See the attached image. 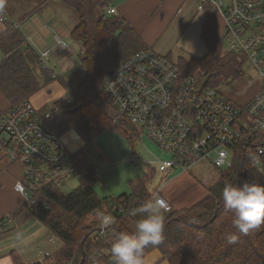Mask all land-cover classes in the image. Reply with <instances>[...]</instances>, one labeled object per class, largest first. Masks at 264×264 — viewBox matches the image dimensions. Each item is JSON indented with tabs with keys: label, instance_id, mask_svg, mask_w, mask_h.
<instances>
[{
	"label": "trees",
	"instance_id": "trees-1",
	"mask_svg": "<svg viewBox=\"0 0 264 264\" xmlns=\"http://www.w3.org/2000/svg\"><path fill=\"white\" fill-rule=\"evenodd\" d=\"M60 1L73 9L78 19L71 38L83 45L79 58L85 79L78 88H70L69 99L54 104L58 110L50 111L48 119L41 115L42 120L55 135L62 137L75 132L85 145L96 143L101 134L115 128L123 130L129 137H137L138 131L114 106L102 81L111 67L150 47L121 15H105L106 8L116 0ZM205 11L209 15L202 25L201 38L207 53L200 58L180 57L177 65L185 76H196L200 83L209 78L207 86L211 88L242 81L245 78L244 63L238 55L224 53L225 42L214 26L216 11L207 5ZM3 24L0 95L6 100L8 109H0V116L30 101L58 79L29 46L23 32L9 21ZM30 60L37 63L43 84ZM58 80L65 88L69 87L64 80ZM245 162L239 161L233 168L221 171L219 183L213 189L220 193L216 206L205 205L199 210L195 205L186 211L172 207L171 212L164 213L165 239L159 246L146 249L145 256L157 250L167 264H264V222L248 234H242L233 226V213L223 206L222 191L227 183L251 181L249 176L253 175L256 181L264 183L263 177H258ZM151 180L152 171L149 170L145 177L130 182L128 194L102 198L94 190L98 177L92 170L82 177L81 185L73 191L64 193L57 188H45L34 195L33 205L24 204L13 215L30 211L62 243L44 264H65L73 258L80 264H110L114 261L110 251L113 240L120 232L135 231L140 219L138 213L132 214L133 211L153 197L148 190ZM96 211L116 218L105 240L89 236L92 228L99 224L94 217ZM230 234L237 237L231 244L227 241ZM103 251H110V254L105 256ZM13 261L14 264H25L19 255H13Z\"/></svg>",
	"mask_w": 264,
	"mask_h": 264
},
{
	"label": "built area",
	"instance_id": "built-area-1",
	"mask_svg": "<svg viewBox=\"0 0 264 264\" xmlns=\"http://www.w3.org/2000/svg\"><path fill=\"white\" fill-rule=\"evenodd\" d=\"M195 1L197 12H205L209 3L223 16L222 38L228 47L224 53L238 55L256 76L251 81L248 76L242 80L247 87L239 94L260 82L257 95L238 103L225 91H231L234 82L215 88L206 84L200 90L202 83L196 76H185L177 63L153 48L111 67L102 81L104 90L117 110L163 151L166 157L157 165L164 176L173 171L188 173L205 162L226 171L246 161L264 180V0H231L226 10L222 0ZM105 15L118 13L109 6ZM8 21L0 8V22ZM59 44L66 46L62 40ZM48 57L49 52L40 54L42 63ZM96 147L93 143L71 151L62 137L47 128L30 101L0 116V152L23 165L24 177L16 190L29 206L35 203L34 195L45 188L63 191L70 179L82 178L92 170L97 173ZM249 178L256 181L254 175ZM155 195L161 196L159 191ZM167 205L165 213L172 210ZM109 231L101 230L98 224L89 236L105 240ZM102 254L108 256L110 251ZM65 264L80 263L73 258Z\"/></svg>",
	"mask_w": 264,
	"mask_h": 264
},
{
	"label": "crops",
	"instance_id": "crops-1",
	"mask_svg": "<svg viewBox=\"0 0 264 264\" xmlns=\"http://www.w3.org/2000/svg\"><path fill=\"white\" fill-rule=\"evenodd\" d=\"M20 1L11 0L10 4ZM58 1L60 0H47L41 3L39 0H33V3L26 6L18 15L13 13L9 3H6V7L1 6L2 0H0V8L8 15L9 23H12V26L16 25L23 32L29 46L37 55L40 56L44 52H49V57L44 64L53 72V77L62 79L71 86L69 82H74V73L79 67H82L79 57L83 45L71 38V33L78 24V19L65 8L67 6L62 1V4ZM195 3V0H116L113 7L116 8L118 15L126 19L138 32L145 45L152 48V44L161 34L169 33L170 37L175 36L194 11L197 15L203 16V23L201 21L200 26V39H202V25L209 14L206 11L197 12ZM207 6H211L216 11L211 4L208 3ZM181 14L184 15L180 19ZM215 16L216 18L220 17L224 29L223 16L218 11H216ZM4 30L5 24L0 22V33ZM59 40L65 42L66 46L60 45ZM192 56L195 57V55ZM1 59L2 56H0V61ZM35 68L39 70L36 62ZM58 79L55 81L59 82V86L54 82L52 88L62 94L59 87H65ZM260 87V82L251 86L247 90L251 92L248 93L246 99H242L238 103L249 101L257 95ZM40 93L31 99L39 113L42 112L46 104L53 102L52 98L49 97L43 99ZM54 103L51 104L54 105ZM0 109L3 111L8 109V104L1 95ZM65 135L62 136L63 141L71 151L78 150L85 145L77 134L79 139L77 142L70 137L66 138ZM95 154L97 156L96 152ZM100 156L98 154V157ZM23 177V165L12 162L4 153L0 152V220H3L0 221V264H14L13 255H19L25 264H44L46 258L62 247V243L30 211L26 210L13 215L25 204L24 195L16 190L17 183L22 181ZM162 197L168 203L173 204L166 197ZM146 257L153 264H167L162 260V255L157 250L152 251Z\"/></svg>",
	"mask_w": 264,
	"mask_h": 264
},
{
	"label": "rangeland",
	"instance_id": "rangeland-1",
	"mask_svg": "<svg viewBox=\"0 0 264 264\" xmlns=\"http://www.w3.org/2000/svg\"><path fill=\"white\" fill-rule=\"evenodd\" d=\"M10 1L2 0L1 6L6 7V3L10 4ZM222 1L224 5L223 10H226L231 4V0ZM58 2L62 4L61 1ZM32 3L33 0H21L20 2H14L12 5L10 4L9 7H11L13 13L18 15L26 6ZM65 8L76 16L73 9L69 7ZM195 14L196 11H194L175 36L170 37L169 33L158 36L157 40L152 44V48L175 63L178 62L180 57L187 58L192 55L201 57L205 55L206 48L202 39H200V26L201 21L203 23V16ZM183 15L181 14L179 18ZM213 18L215 29L220 36H223L224 29L220 17L216 18V16H213ZM16 21L18 22L19 20ZM14 27L16 28L17 26L15 25ZM225 47L228 48L227 45ZM0 56H3L1 51ZM30 63L32 69L37 73L40 82L43 84L44 78L39 70L35 68V62L30 60ZM244 70L245 77L248 76L249 81L256 78L255 73L251 70L248 71L245 64ZM84 79L85 70L83 67H79L74 73V82H69V84L74 88H78L84 82ZM54 82L56 81L51 82V85L46 86L40 93L43 99L49 97L53 101L46 104L42 112L39 113L40 117L41 115L46 116L50 111L58 110L56 107H53L54 105L52 104L54 102L56 103L61 99L67 100L70 97L71 86L67 88L59 87L62 90V94H59L56 89L52 88V83ZM256 83L259 82H255L252 86L256 85ZM55 84L59 86V82ZM246 86V81H237L232 84L231 91H225L227 94H231L230 97L234 100L240 102L242 99H246L248 93L251 92L246 91L244 94H239L245 90ZM50 105L52 107L49 108ZM137 133V137H129L123 130L115 128L104 132L97 138V147L94 149L97 156L94 157V160L100 167L97 171L98 182L94 185V190L100 197L117 198L122 194H128L130 192V182L138 177H145L148 171L151 170L152 180L148 184V190L153 196L159 191L160 195L173 203L169 204L174 208L186 211L197 205L200 210L205 205L216 206L219 203L220 193L213 190L220 180L221 171L219 169L213 164L205 162L194 167L188 173L180 174L179 171H176L166 177L159 170L160 166L157 165L158 160L166 157L163 151L143 131L139 130ZM68 134L65 135L66 138L70 137L75 142L79 141L74 132ZM98 154L101 156L98 157ZM81 183L82 178L74 177L65 184V189L62 192L69 193L78 188ZM217 190L219 192L220 188ZM143 215L142 213H138V219H142ZM94 217L97 218L95 215Z\"/></svg>",
	"mask_w": 264,
	"mask_h": 264
},
{
	"label": "clouds",
	"instance_id": "clouds-1",
	"mask_svg": "<svg viewBox=\"0 0 264 264\" xmlns=\"http://www.w3.org/2000/svg\"><path fill=\"white\" fill-rule=\"evenodd\" d=\"M222 199L225 210L233 213V226L240 233L248 234L264 222V183L255 180H245L241 184L227 183ZM167 208V202L154 195L133 211V215L144 214L143 218L136 223L134 232H120L113 240L110 251L114 264H153L145 256V250L164 241V213ZM96 216L101 230H111L116 223V218L109 213L97 212ZM236 239L235 235L227 236L229 244Z\"/></svg>",
	"mask_w": 264,
	"mask_h": 264
},
{
	"label": "water",
	"instance_id": "water-1",
	"mask_svg": "<svg viewBox=\"0 0 264 264\" xmlns=\"http://www.w3.org/2000/svg\"><path fill=\"white\" fill-rule=\"evenodd\" d=\"M208 80H209V78H207L204 82H202V84L200 86V90H202L206 86Z\"/></svg>",
	"mask_w": 264,
	"mask_h": 264
}]
</instances>
